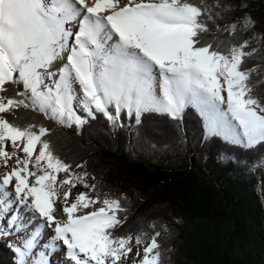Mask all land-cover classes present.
Wrapping results in <instances>:
<instances>
[{"label":"snow or ice","instance_id":"1","mask_svg":"<svg viewBox=\"0 0 264 264\" xmlns=\"http://www.w3.org/2000/svg\"><path fill=\"white\" fill-rule=\"evenodd\" d=\"M205 15L215 23L204 0H0V238L15 237L16 264H52L55 252L60 264H162V253L159 232L147 242L145 234L114 235L127 219L118 215L121 199L101 198L88 172L57 156L49 128L5 113L22 107L77 128L100 115L115 128L122 115L137 124L146 112L179 120L191 104L209 135L264 145V101L249 83L256 68L243 67L257 49L247 51L248 40L226 50L202 43L211 32ZM254 24L243 18L244 29ZM9 84L23 90L5 96ZM77 185L89 191L70 200ZM45 228L54 234L42 242Z\"/></svg>","mask_w":264,"mask_h":264},{"label":"trees","instance_id":"2","mask_svg":"<svg viewBox=\"0 0 264 264\" xmlns=\"http://www.w3.org/2000/svg\"><path fill=\"white\" fill-rule=\"evenodd\" d=\"M204 4L215 23L202 17L211 29L202 34V43L226 50L248 40L246 50L257 51L243 67L256 68L249 83L264 101V0ZM245 17L255 24L244 29ZM233 23L235 34L223 31ZM6 87L8 97L23 90L22 84ZM196 110L189 104L179 120L146 112L139 124L122 115L124 126L115 128L100 115L81 128L61 126L22 107L4 115L21 126L49 128L46 138L57 156L72 169L82 164L89 184L121 199L125 211L118 215L127 219L113 234L140 232L151 238L159 232L162 264H264V206L256 193L258 181L264 182V145L248 149L206 134ZM0 264H16L1 245Z\"/></svg>","mask_w":264,"mask_h":264},{"label":"bare ground","instance_id":"3","mask_svg":"<svg viewBox=\"0 0 264 264\" xmlns=\"http://www.w3.org/2000/svg\"><path fill=\"white\" fill-rule=\"evenodd\" d=\"M122 2H123V0H122ZM76 23H77L76 21H73V22H72V25H75ZM77 30H78V28L73 27V31H77ZM156 91H157V93H159V80H158V78H157V81H156ZM225 95H226V94H225ZM193 107L196 108V109H198V108L195 107V106H193ZM222 107L226 109V105H223ZM196 111H197V112H198V111L200 112L199 109L196 110ZM199 114H200V113H199ZM200 116L203 117V120L205 119L203 115L200 114ZM203 122H204L203 125H205V122H206V121L204 120ZM205 127H206V125H205ZM205 127H204V128H205ZM205 131L207 132V128L205 129ZM223 138H224V136H223ZM9 150H11V149L9 148ZM20 154L23 155V153H20ZM10 163H14V161H12V162H10ZM5 171H7V169H5L4 167L0 166V173H3V172H5ZM76 172L79 173V171H76ZM60 176L63 177L64 174L61 173ZM80 191H89V190H84V189H82L81 185H77V187H76L75 189H73V196L70 197V200L74 198V194H75V193L80 192ZM91 194H92V195H95V194H93V193H91ZM101 198H103V197L101 196ZM97 206H99V205H97ZM57 208H58V211H57V213H56L57 217L60 218V219H62V220H63V219H66V216H65V215L59 210V209H60V204H59V203H58V205H57ZM90 210H91V209H88V210H85V211H90ZM28 215H31V214L29 213ZM36 223H38V224H42V223H44V222H43L42 220H39V219H38V220H36ZM44 232H45V237H44V241H42V242H45V241L47 240V237H49V236H51V235L54 234V233L52 232V230L49 229V228H45V229H44ZM9 238H10V240H11V241L13 242V244H14L15 237L10 236ZM135 251H136V247L134 246V247H133V253L130 254V256H129V260L132 259V257H133L134 254H135ZM141 252H142V246H141ZM50 258H51L52 264H60V262H62L63 259H64V257H63V255H62L61 252L50 253ZM137 259H139V257H137Z\"/></svg>","mask_w":264,"mask_h":264},{"label":"rangeland","instance_id":"4","mask_svg":"<svg viewBox=\"0 0 264 264\" xmlns=\"http://www.w3.org/2000/svg\"><path fill=\"white\" fill-rule=\"evenodd\" d=\"M262 23V22H261ZM261 32H262V35L264 36V25L261 27ZM196 109V108H195ZM198 110V109H197ZM198 113H200L199 111H198ZM78 114H80V115H83L84 113L83 112H78ZM201 114V113H200ZM203 118V117H202ZM205 120V119H204ZM203 120V121H204ZM205 125H206V122H205ZM205 125H204V127H205ZM207 127H205V129H206ZM206 133H208V132H206ZM223 137V136H222ZM227 140V139H226ZM228 141V140H227ZM229 141H231V140H229ZM232 142V141H231ZM263 168H264V165H263ZM73 171H79V172H82L83 171V168H77V167H75L74 169H73ZM264 177V174L261 176V179ZM81 187H82V189H84V190H89V189H85L82 185H81ZM97 192L102 196V197H104L105 195H107V196H109L105 191H99V190H97ZM256 193H257V195H258V197H259V199H260V201H261V204L264 206V182L262 181V180H260V181H258V186H257V188H256ZM93 194H96V193H93ZM114 194H116V195H119V194H117V193H114ZM138 234H142V233H140V232H137V233H133V234H131V235H133L134 237L136 236V235H138ZM10 236H7V237H4V238H0V245L1 246H3V247H5L9 252H10V254H11V256H12V259H14L15 261H16V259H17V257H16V253L14 252V250H13V242L10 240V238H9ZM183 238H185L184 237V235L182 236ZM144 238H145V240H146V242L148 241V240H150V238L149 237H147V236H144Z\"/></svg>","mask_w":264,"mask_h":264}]
</instances>
